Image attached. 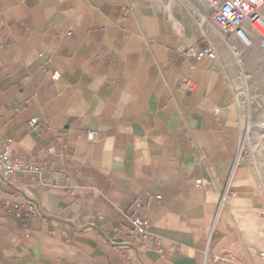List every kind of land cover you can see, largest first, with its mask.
Wrapping results in <instances>:
<instances>
[{
    "label": "crops",
    "instance_id": "1",
    "mask_svg": "<svg viewBox=\"0 0 264 264\" xmlns=\"http://www.w3.org/2000/svg\"><path fill=\"white\" fill-rule=\"evenodd\" d=\"M204 13L202 0H0V151L12 139L24 164L0 178V264H264L237 62ZM210 43L218 59L192 52ZM42 161L57 162L42 176ZM140 215L154 239L130 234Z\"/></svg>",
    "mask_w": 264,
    "mask_h": 264
},
{
    "label": "built area",
    "instance_id": "2",
    "mask_svg": "<svg viewBox=\"0 0 264 264\" xmlns=\"http://www.w3.org/2000/svg\"><path fill=\"white\" fill-rule=\"evenodd\" d=\"M203 2L205 13L201 15L202 21L209 20L215 26L238 64L242 60L243 47H249L254 44L264 46V0H203ZM238 42L242 44V47ZM192 52L198 58H219L218 49L212 43L203 49ZM60 77L61 73L58 70L51 73L53 81H57ZM37 122L38 120L34 118L30 121V125L33 126ZM239 127L238 159H242L244 129L240 121ZM96 134L95 131H89L88 138L93 139ZM13 150L14 141L9 139L0 151V178L5 181H8L10 174L24 168V164L13 156ZM54 155L57 157V161L60 162L65 155V149L62 148L54 152ZM56 162L49 164L46 161H42L30 167V169L43 176L51 170ZM229 196H235V192L231 191ZM26 206L29 212L40 213L36 200H28ZM136 206L142 211L145 209L141 202H137ZM131 224L129 232L132 236L140 237L144 240L154 239L149 230L150 221L148 218L142 215L136 216L131 219ZM262 256L264 257V249L262 250Z\"/></svg>",
    "mask_w": 264,
    "mask_h": 264
},
{
    "label": "rangeland",
    "instance_id": "3",
    "mask_svg": "<svg viewBox=\"0 0 264 264\" xmlns=\"http://www.w3.org/2000/svg\"><path fill=\"white\" fill-rule=\"evenodd\" d=\"M242 49L234 97L244 129L241 161L250 166L264 191V46L254 44Z\"/></svg>",
    "mask_w": 264,
    "mask_h": 264
}]
</instances>
